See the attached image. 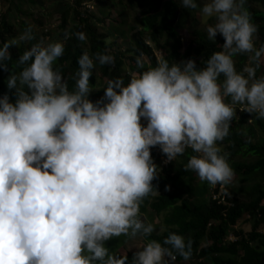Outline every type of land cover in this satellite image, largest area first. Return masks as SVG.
I'll list each match as a JSON object with an SVG mask.
<instances>
[{
	"label": "clouds",
	"instance_id": "1",
	"mask_svg": "<svg viewBox=\"0 0 264 264\" xmlns=\"http://www.w3.org/2000/svg\"><path fill=\"white\" fill-rule=\"evenodd\" d=\"M179 3L199 10L209 40L223 37L199 69L191 58L170 63L159 52L145 69L137 57L143 70L127 83L108 79L92 102L94 59L111 65L113 56L85 48L72 90L54 67L62 42L37 40L18 56L20 70L5 80L15 99L0 96V264H173L176 255L191 257V239L176 232L145 239L154 221L139 218L140 203L158 175L150 147L165 154L162 166L191 149L185 170L212 185L208 201L221 202L234 171L217 142L229 134L237 108L264 119V44L254 45L258 28L246 0ZM75 36L86 40L83 32ZM34 39L28 25L0 44V69L9 70L11 48ZM238 55L246 56L239 70ZM122 235L145 240L130 260L105 246Z\"/></svg>",
	"mask_w": 264,
	"mask_h": 264
},
{
	"label": "trees",
	"instance_id": "2",
	"mask_svg": "<svg viewBox=\"0 0 264 264\" xmlns=\"http://www.w3.org/2000/svg\"><path fill=\"white\" fill-rule=\"evenodd\" d=\"M0 1L8 4V11L13 9L20 11V6L15 4V0ZM28 1L32 5L44 4L43 0ZM87 1L75 0L76 7L64 10L55 33L56 38L64 44V53L54 62V67L62 73L69 90H72L75 85L74 77L78 71L77 59L85 48L90 55L102 52L114 57V63L111 65H100L94 59L99 75L96 77L92 73L89 83L92 90L98 89L96 92L98 94L101 93L98 85L102 81L123 78L127 83L132 72L142 71L143 69L137 68V57L142 59L145 69L155 66L161 54L170 63L172 60L179 63L181 60L191 58L199 69L213 52L220 50V44H223V37L220 34L216 35L215 42L209 40L205 32L196 31L192 41L182 49L177 31L185 26L188 15L193 10L180 9L179 11L178 5L173 0H153L154 5L139 12L137 28L127 29L126 38H129V48L126 52L118 48L107 34L100 32L97 25L103 24L102 20L89 10H84L86 8L80 10ZM109 1L114 5L117 4V0ZM199 1L197 0L198 3ZM246 7L258 28L254 37V45L258 48L264 44V0H246ZM122 13V10L118 13L119 18L125 17ZM177 14H179V21L177 26H174L173 22ZM123 18L117 23L118 28L125 24ZM69 20L73 21L71 26H69ZM21 25V29L24 30L26 26L24 23ZM21 29L17 32L10 23L8 15H1L0 44L17 37ZM66 32L69 38L65 40ZM77 32H83L86 40L77 39L75 36ZM34 37L35 39L27 44L21 43L18 47L11 48L12 59L8 61L9 70L0 69V96L7 93L10 101L15 99L14 90L7 89L5 80L11 69L15 72L20 70L16 66V59L25 48L37 41L35 34ZM156 52L161 53L160 56ZM234 59L237 70L246 62L245 55H238ZM263 69L264 66L261 70ZM235 114L237 119L234 118L231 121L229 134L217 144L221 148V153L227 154L228 163L234 171L232 181L239 179L245 188L237 189L231 186V181L225 185L221 200H218L221 201L219 203L213 200L206 202L205 197L209 195L212 185L207 181H201L194 171L185 170L184 165L187 163L188 156L194 154L191 149H186L183 155L177 156L168 165L162 166L160 160L167 159L165 154L161 152L159 146L150 147V155L157 166L158 175L151 181L152 192L140 203L139 218L145 223L160 219L163 225V231H153L149 238H145L146 240L160 241L170 231L182 235L186 241L191 239V257L183 260L176 255V262L173 264H183L186 261H190L189 264H264V233H262L264 229V119H257L255 114L240 111L239 108L236 109ZM145 123L144 121L143 124ZM256 128L260 129L263 136L258 138L255 136ZM242 130L245 132L244 136L241 134ZM239 157H252L255 160L248 163L237 162L235 159ZM166 185L167 190H165ZM220 186V184L216 185L215 193H219ZM243 224L249 226L247 232L238 228ZM229 235L235 236V240L228 241ZM129 238L130 236L124 235L114 237L106 241L105 246L111 252L118 254ZM126 255L130 260L133 253Z\"/></svg>",
	"mask_w": 264,
	"mask_h": 264
},
{
	"label": "rangeland",
	"instance_id": "3",
	"mask_svg": "<svg viewBox=\"0 0 264 264\" xmlns=\"http://www.w3.org/2000/svg\"><path fill=\"white\" fill-rule=\"evenodd\" d=\"M122 2H119L117 0V4L114 5L109 0H88L85 2V5L80 7V10H89L94 16H97L100 20L103 21V24H98L97 27H99L100 32L102 31L104 34H107L111 41L117 44L118 48L121 50H126L129 48V38H126L127 29L130 27L137 28V21H138V15L140 11L145 10L148 6L154 5L152 3L153 0H121ZM43 5H32L28 0H15V4L20 6V11L17 10H11L8 11V4L6 2L0 1V16L2 15H8L10 23L13 24L15 30L19 32L22 25L21 23H24L25 26L31 25L33 33L35 34L37 40L43 39L45 43L48 42H55L60 41L56 38L55 33L57 32L58 25L60 23V18L62 15V12L68 8L76 7L75 0H43ZM176 5H178V10L184 9L180 6L179 0H173ZM203 0H200L199 3H202ZM198 3V4H199ZM121 5V6H120ZM123 11L122 15L124 14L125 17L123 18L125 24L120 25V28H118L119 22H121L122 18H119L118 13ZM71 16L72 13H71ZM72 17H70L71 19ZM72 20V19H71ZM69 20V26L73 24V21ZM179 21V14H177L176 18L174 19L173 25L177 26V23ZM41 24H40V23ZM171 23V21H170ZM208 23H211V21H208ZM206 24L203 22L199 10L195 9L193 10L189 15L188 19L185 23V26L180 28L178 32V38H180L181 48H185L186 44L190 41H192L194 37V33L196 31L199 32H205ZM21 32L23 30L21 29ZM49 34V35H43V34ZM27 44V43H24ZM113 51V50H110ZM182 51V50H181ZM158 54V52H156ZM160 56V54H158ZM129 63V62H128ZM126 63V65L128 64ZM264 71V69L262 70ZM92 73L97 77L99 75L98 68L95 65ZM107 81V80H106ZM106 81H102L99 83V88L101 90V93L98 92V89L90 91L88 94V99L92 102L97 101L98 99L102 98L104 95V89ZM241 110V109H240ZM141 123L143 124L144 121L141 119ZM250 126H253V124H250ZM255 136L258 138L262 135V132L260 129L256 128L254 129ZM241 134L244 136L245 132L244 130L241 131ZM256 140V139H255ZM257 141V140H256ZM237 162H252L255 160V158L247 157V158H236ZM231 186H234L237 189H243L245 188L244 185H242L239 181V179H234L232 181ZM225 187V185H224ZM205 201H208V198H205ZM146 223H152L150 221H147ZM154 231H163V225L160 219H156L154 223ZM244 232H247L249 230V226L246 224L241 225L240 227ZM145 243V240L141 236L136 237H130V239L125 243L124 248L120 250L122 254L126 252H135ZM185 264V263H183Z\"/></svg>",
	"mask_w": 264,
	"mask_h": 264
}]
</instances>
